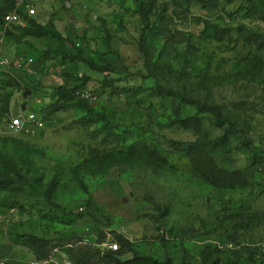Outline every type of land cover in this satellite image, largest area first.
Masks as SVG:
<instances>
[{
	"label": "rangeland",
	"instance_id": "374dc122",
	"mask_svg": "<svg viewBox=\"0 0 264 264\" xmlns=\"http://www.w3.org/2000/svg\"><path fill=\"white\" fill-rule=\"evenodd\" d=\"M35 6L33 17L21 6L22 26L5 22L12 10L0 3V59L11 62L0 68V181L8 183L0 188V260L107 264L118 245L122 261L138 251L159 264H264V163L253 161L240 134L201 147L195 162L191 150L229 124L155 96L161 85L217 105L264 150V0ZM37 19L65 44L27 36ZM61 43L84 62L56 53ZM108 78L118 82L103 89ZM71 82L91 100L48 118L55 89ZM87 103L88 116L80 108ZM22 115L44 126L15 134L11 121ZM33 237L52 241L47 261L32 251Z\"/></svg>",
	"mask_w": 264,
	"mask_h": 264
},
{
	"label": "trees",
	"instance_id": "16d2710c",
	"mask_svg": "<svg viewBox=\"0 0 264 264\" xmlns=\"http://www.w3.org/2000/svg\"><path fill=\"white\" fill-rule=\"evenodd\" d=\"M144 6L145 5H141L140 7H141V13L143 15V22L144 24L147 25L149 23V14L145 11ZM20 8L21 6L17 7L15 11H17L21 15V17L24 18L23 13ZM25 32L27 36H33L36 38H47V37L53 36L54 38L62 39V41L64 40V37H62L59 33H57V31L52 25L41 26L35 21L29 22V28L26 29ZM63 44H65V41H63ZM63 44L61 43L56 53L63 54L66 58H71V59L77 58L76 60L84 62V59H81V57H76L77 55L69 54L68 53L69 50L67 49L66 45H63ZM71 45L75 46L73 45V43H71ZM78 52H80V50H78ZM90 68L95 71L105 69L109 73L116 71V67L108 66V65L99 67L92 63H90ZM85 82L86 80L83 81L84 84ZM116 82L118 81H115L113 78H108V79L102 80L101 85L103 89H108V88L112 89L113 84L114 85L117 84ZM14 84L15 83H11L10 86L13 87ZM72 84L74 83L71 82V84H65L55 89V92L53 95L56 99V102L51 107L48 108L51 110L48 118H52L53 116L57 115L60 112H66L73 106L79 105L77 104L78 99H82L86 102L91 100L90 99L91 97H87L84 95L85 92L82 91L81 85L78 86L74 84L73 86H71ZM155 90H156L155 96L162 95L163 97L178 98L182 101L183 104L194 106L197 109L199 115L201 114L212 115L216 120L217 126L220 128H224L227 123L229 124V126L225 129L224 135L222 137H219L213 141H206V140L200 141L198 143L199 147L191 150V155H192V158L195 160V162L199 163L201 159L200 158L202 154L201 149H200L201 147L226 146L234 134H240L243 147L246 149H249L253 153V161L256 164L264 163V150H261L256 147L255 142L251 138L248 137V133L246 131L239 130L236 128L233 122L226 121L223 118L222 110L217 105H212V104H208L205 102H201L198 99H195L191 97L190 95H188L185 91H180L172 87H165V86L158 85V87H156ZM81 106L80 108L83 109V111L85 112V114H87V116L90 115V113H93L94 109L92 107L93 106L92 104L87 103L85 106L81 104ZM197 120L198 118L193 119V121H197ZM7 184L8 183L6 181H0V188L7 186ZM77 218L80 219L81 217L78 216ZM120 244L122 246V249H126V247H130V245L126 241H120ZM31 248L37 258H39L40 260H46V261L50 258V254L52 250L55 249V247H52V241H50L47 238H40V237L32 238ZM118 250L116 251L112 250V252H109L108 255L104 257V259H106L107 264H159L153 257L146 256L138 251H132L133 257L126 261H122L117 256L116 252ZM79 264H87V263L81 260L79 261Z\"/></svg>",
	"mask_w": 264,
	"mask_h": 264
},
{
	"label": "built area",
	"instance_id": "2783aa9c",
	"mask_svg": "<svg viewBox=\"0 0 264 264\" xmlns=\"http://www.w3.org/2000/svg\"><path fill=\"white\" fill-rule=\"evenodd\" d=\"M36 13L35 8H29L28 9V14L29 16H34ZM5 22L8 24H16V25H21L23 23L22 17L21 15L15 11L12 12L11 14H8L5 17ZM11 63L9 62L8 59H3L0 61V66L4 67V66H10ZM85 96L89 97L88 95H86V93H84ZM38 122V126L37 127H43L44 126V122L41 120H37L36 117L34 115H30L28 119H26L23 115L22 116H18V117H14L11 121V129L13 130V132L15 134H20L24 131V127L27 124H31L34 125V123ZM118 245H114L112 246L113 250H118ZM0 264H8L7 261L5 260H0Z\"/></svg>",
	"mask_w": 264,
	"mask_h": 264
},
{
	"label": "crops",
	"instance_id": "0c3cea01",
	"mask_svg": "<svg viewBox=\"0 0 264 264\" xmlns=\"http://www.w3.org/2000/svg\"><path fill=\"white\" fill-rule=\"evenodd\" d=\"M64 0H1L0 1V3L2 4V6H8V10H12V12H14L15 10H16V8L17 7H20V6H22V5H27V7H28V9L29 8H35V11H36V13H35V15H37L38 14V9L36 8V6H35V4H42V5H50V4H56V5H58L59 3H61V2H63ZM11 12V13H12ZM10 13V14H11ZM26 14H27V16H28V10L26 11ZM34 15V16H35ZM50 14H48V15H46L45 14V16H44V18H42V20L43 19H45V20H50L51 18H52V15H50ZM29 17H33V16H29ZM22 20H23V17H22ZM38 20V19H37ZM39 25H41V26H48L49 25V23L48 24H44L43 22H41V21H36ZM50 22V21H49ZM25 24H26V22H24L23 21V23L21 24L22 26H25ZM27 40H30V39H24L23 40V44L22 45H24L25 47H26V42H28ZM23 46V47H24ZM3 59H7V58H2V59H0V61L1 60H3ZM9 60V59H8ZM9 62H10V60H9ZM23 62V60H21L19 63H22ZM11 63V62H10ZM23 64V63H22ZM21 66V65H20ZM8 67H10V66H4V67H1L0 66V68H8ZM10 74L13 76V77H15V75H14V73H11L10 72ZM33 83H34V81H33ZM65 84H67V83H64L63 85H65ZM63 85H61V86H63ZM35 127V126H34Z\"/></svg>",
	"mask_w": 264,
	"mask_h": 264
},
{
	"label": "water",
	"instance_id": "95a60500",
	"mask_svg": "<svg viewBox=\"0 0 264 264\" xmlns=\"http://www.w3.org/2000/svg\"><path fill=\"white\" fill-rule=\"evenodd\" d=\"M31 96H32V92H31V91L26 92V93L24 94V97H25V98H30ZM26 109H27V105L24 106L23 110L26 111ZM33 126L37 127V126H38V122L34 123Z\"/></svg>",
	"mask_w": 264,
	"mask_h": 264
}]
</instances>
